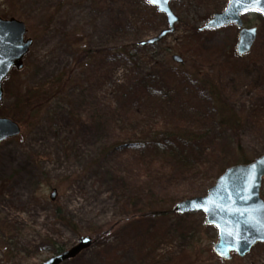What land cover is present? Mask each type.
<instances>
[{
	"label": "rangeland",
	"instance_id": "1",
	"mask_svg": "<svg viewBox=\"0 0 264 264\" xmlns=\"http://www.w3.org/2000/svg\"><path fill=\"white\" fill-rule=\"evenodd\" d=\"M227 2H172L175 31L138 48L166 28L146 0H0V18L23 22L33 42L23 69L2 83L0 117L21 133L0 142V264H41L81 236L94 243L61 264H264V244L242 259H219L204 214L173 211L205 196L228 167L264 153V20L243 16L257 28L243 57L234 26L200 31ZM119 45L126 53L74 64L82 48ZM69 69L72 87L33 116L28 89ZM218 100L237 123L220 125ZM154 124L190 135L186 143L172 135L166 145L187 157L193 175L152 147L109 150L124 140L148 146ZM58 208L73 230L59 223Z\"/></svg>",
	"mask_w": 264,
	"mask_h": 264
},
{
	"label": "water",
	"instance_id": "2",
	"mask_svg": "<svg viewBox=\"0 0 264 264\" xmlns=\"http://www.w3.org/2000/svg\"><path fill=\"white\" fill-rule=\"evenodd\" d=\"M176 0H156L148 3L156 12L165 18L166 28L158 35L139 43L140 46H151L175 31L178 18L172 12L170 4ZM256 12L264 18V0L249 5L241 0H228L226 7L220 13L213 14L207 24L200 29L218 30L234 25L237 30L235 52L243 57L248 54L255 42L257 29L245 27L242 15ZM27 29L23 22L15 18H0V103L3 99L2 83L11 70L23 69V59L29 53L32 40L26 38ZM172 61L180 64L178 55L172 56ZM19 125L0 117V142L17 137L20 134ZM264 177V153L247 164L228 167L215 180L214 185L203 197L186 199L175 204L173 211L178 214L201 212L204 214V224L213 226L217 231V239L212 247L213 253L223 261H230L232 254L244 258L257 244H264V201L260 197V187ZM55 190L50 194V200L55 197ZM205 209H208L207 211ZM217 225L221 226L220 228ZM225 232L222 242L221 231ZM234 231L236 244L230 245L233 250L227 252V258L221 255L225 242L230 238L227 232ZM93 244L91 237L78 238L75 246L64 250L41 264H61L77 257L83 250Z\"/></svg>",
	"mask_w": 264,
	"mask_h": 264
},
{
	"label": "trees",
	"instance_id": "3",
	"mask_svg": "<svg viewBox=\"0 0 264 264\" xmlns=\"http://www.w3.org/2000/svg\"><path fill=\"white\" fill-rule=\"evenodd\" d=\"M258 16V15H257ZM259 17V16H258ZM260 18V17H259ZM136 40V39H135ZM135 46H139V42H136L135 44H133ZM140 48V47H138ZM127 48L125 46L119 45L116 47H108L105 49H89V48H82L80 53L78 54V57L75 59V66L80 67L81 69L84 68V66H88L90 64V61L99 53H107V54H123L126 53ZM127 57H131L129 56V52ZM73 71L72 69L64 72L63 74H59L54 76L51 80H49L48 82H46L43 85H36V87H32L28 89L27 92V96H26V100H25V104L28 105V107L30 108L31 114L34 116L36 115L35 113H40V111L49 103V101L53 100L54 98L62 95L66 90L70 89L72 87V85L75 83L73 81ZM212 105H214V109L217 110V116L219 115V117L221 118L220 121V125H228L230 123H232V121L237 123V117L235 116V114H233V111L224 103L220 102L219 100L216 103H213ZM225 112H228V115L224 114ZM222 116V117H221ZM150 135L152 136V140L150 142H148V146L145 144H141L138 142H128V141H118L116 145L114 146H109V150L113 149V148H121V150H128V149H133L131 147H136V149H140L142 147V149H144V147L146 146V148L152 147L153 151H155V154L160 155V156H166L171 158V160L173 161V164L176 165L177 170L184 174H191L194 173L195 171V167L192 166L193 164L189 163L187 161V157H182L183 153H175V154H169L170 153V149L172 148H167L166 142H170V139L172 137V135H174V138H176L178 141L180 139H182V143H186L189 142L190 139V135L187 133L185 134V132L183 133H176L175 132H166L163 131L161 128H156V124H154V128L151 130ZM176 140H174V142H178ZM168 144V143H167ZM174 148V147H173ZM151 149V148H150ZM108 150V151H109ZM107 151V152H108ZM171 151H173L171 149ZM169 154V155H168ZM246 159V158H245ZM243 159L242 161H240L237 164H246L248 162H250L251 160H245ZM193 175V174H191ZM56 214V218L59 220V223L63 224L64 226L68 227L69 229H74V224L72 222V219L69 217H66L64 215H62L61 213V209L58 208V210H56L55 212ZM62 249L61 248H56L54 249V252L57 254L59 252H61Z\"/></svg>",
	"mask_w": 264,
	"mask_h": 264
},
{
	"label": "snow or ice",
	"instance_id": "4",
	"mask_svg": "<svg viewBox=\"0 0 264 264\" xmlns=\"http://www.w3.org/2000/svg\"><path fill=\"white\" fill-rule=\"evenodd\" d=\"M148 3H156V0H147ZM242 3H246V4H249V5H254V4H257L260 2V0H241ZM206 211L208 209H205ZM261 225L264 226V219H262L260 221ZM218 228H220L221 226L217 225ZM226 235L230 238L227 242H225V247L224 249L221 251V255L224 256L225 258H227V252H230L233 250V247L230 246V245H235L236 244V240H235V237H236V233L234 231L232 232H227ZM221 236H222V242H223V238L225 236V232L222 230L221 231Z\"/></svg>",
	"mask_w": 264,
	"mask_h": 264
}]
</instances>
